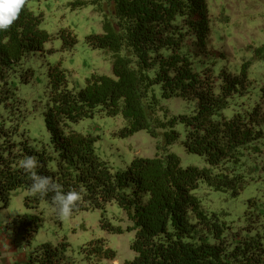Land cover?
<instances>
[{
	"label": "trees",
	"instance_id": "1",
	"mask_svg": "<svg viewBox=\"0 0 264 264\" xmlns=\"http://www.w3.org/2000/svg\"><path fill=\"white\" fill-rule=\"evenodd\" d=\"M35 1L0 0L2 204L19 189L27 194L25 205L44 201L58 214L103 211L114 203L134 231V257L123 264H264V177L262 200L247 199L251 209L238 229L206 214L195 195L204 185L237 196L246 184L240 173L246 156L264 157V96L251 88V62L236 73L212 70L206 0H68L71 10L89 8L98 16L101 31L87 35L85 43L102 52L112 77L91 74L74 89L65 71L50 65L40 101L46 133L41 141L29 136L26 100L19 92V84L33 76L27 59L53 38L41 29V14L29 7ZM59 34L63 48L75 44L69 32ZM263 51L264 46L254 53L264 59ZM157 88L164 99L194 101L193 114L168 116ZM100 112L121 119L123 138L146 131L161 139L155 156L136 157L125 170L112 172L96 155L94 139L75 129ZM180 132L184 149L199 155L206 168H181L169 152ZM40 226L36 215L12 220L15 239L26 244ZM100 227L120 233L104 218ZM67 247L64 241L42 243L27 264H76L66 258ZM80 256L85 264L115 258L99 239L83 244Z\"/></svg>",
	"mask_w": 264,
	"mask_h": 264
},
{
	"label": "rangeland",
	"instance_id": "2",
	"mask_svg": "<svg viewBox=\"0 0 264 264\" xmlns=\"http://www.w3.org/2000/svg\"><path fill=\"white\" fill-rule=\"evenodd\" d=\"M210 19V33L207 41L209 62L215 74L220 69L231 73L239 71L244 62H251L247 70L252 90L264 96V59L257 58L256 49L264 46V0H206ZM30 9L41 14V29L53 38L44 45L43 51L30 55L26 65L33 70L32 79L19 84V92L26 100L28 109L29 136L32 140L46 139L42 122L40 101L44 102L46 73L50 65H59L68 76V87L80 89L84 79L91 74L112 77L110 63L102 52L90 49L85 37L101 31L98 16L89 8L71 10L68 0H38L29 4ZM61 31L69 32L75 38L71 48H63ZM264 56V51L262 53ZM156 96L160 106L168 116L192 115L195 102L179 98L164 99L158 88ZM231 110L228 111V115ZM120 118L107 117L103 112L91 119L83 120L76 130L94 139L95 153L112 172L123 171L134 158H153L161 139L151 137L146 131H139L123 138ZM180 130V128L178 129ZM183 134L169 147L181 168L188 166L206 168L204 160L195 153L187 152L181 141ZM264 157L246 156L240 168L246 184L235 197L230 193L215 192L200 185L195 195L200 200L202 210L210 215L216 214L230 228L238 229L246 223L247 199L257 196L262 200L261 187L264 177L262 168ZM26 192L17 190L10 196L7 205L0 201V238L5 254L2 258L9 264H22L29 260L33 250L42 243L68 244L66 258L76 264H85L80 256L83 244L93 239L102 240L114 252L115 264H123L134 257L130 250L134 231L126 215L114 203L107 204L104 210L81 211L76 214L56 213L50 204L40 202L36 207L25 205ZM29 205H31L29 203ZM17 215H36L41 218V226L28 244L15 239L12 220ZM104 218L112 228L120 229L114 234L101 229L100 220ZM9 241V245L7 242ZM104 261L102 264H110Z\"/></svg>",
	"mask_w": 264,
	"mask_h": 264
},
{
	"label": "crops",
	"instance_id": "3",
	"mask_svg": "<svg viewBox=\"0 0 264 264\" xmlns=\"http://www.w3.org/2000/svg\"><path fill=\"white\" fill-rule=\"evenodd\" d=\"M1 240L2 238H0V264H9L2 258V255L5 254V251L2 248ZM7 244L9 245V241L7 242ZM22 264H27V262H23ZM110 264H115V262H111Z\"/></svg>",
	"mask_w": 264,
	"mask_h": 264
}]
</instances>
